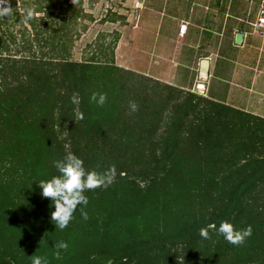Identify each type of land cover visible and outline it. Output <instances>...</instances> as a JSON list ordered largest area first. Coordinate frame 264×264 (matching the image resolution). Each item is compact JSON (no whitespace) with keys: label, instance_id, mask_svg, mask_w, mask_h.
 <instances>
[{"label":"trees","instance_id":"obj_1","mask_svg":"<svg viewBox=\"0 0 264 264\" xmlns=\"http://www.w3.org/2000/svg\"><path fill=\"white\" fill-rule=\"evenodd\" d=\"M83 3L9 0L4 6L13 7V14L0 17V225L7 220L20 235L15 259L31 264L29 256L36 254L48 264H198L192 260L203 262L218 250L193 252L183 261L162 251L187 244L203 227L217 233L211 225L227 220L237 229L250 225L248 245H257L241 259L226 253L223 264L252 262L254 250L255 262L264 264V116L198 92L182 97L185 89L118 65V31L104 34L107 41L91 46L83 60H73L74 41L81 36L75 29L85 33L89 27L80 17L95 19ZM27 7L34 12L30 21L24 19ZM108 18L101 22L113 19ZM228 50L235 56L237 47L229 43ZM144 83L155 85L150 98ZM92 92L105 93L106 103L90 102ZM77 93L80 103L74 104ZM128 101L138 105L136 111ZM167 117L172 119L162 127ZM68 152L89 171L115 166L116 176L110 185L85 192L87 220L77 209L71 225L59 230L37 181L58 175L53 161ZM133 174L152 179L141 189L142 199L134 198L139 186L128 180ZM153 193L161 195L160 203L147 199ZM161 204L165 210L156 212ZM10 209L13 217L6 219ZM116 214L135 221V228L149 223V230L156 222L154 229L165 233L108 248L115 232L97 230L104 228L100 220ZM51 231L64 232L68 244L59 258L48 254L56 251ZM0 264L9 263L0 255Z\"/></svg>","mask_w":264,"mask_h":264},{"label":"rangeland","instance_id":"obj_2","mask_svg":"<svg viewBox=\"0 0 264 264\" xmlns=\"http://www.w3.org/2000/svg\"><path fill=\"white\" fill-rule=\"evenodd\" d=\"M253 1L254 0H84L82 7L86 9L87 13L90 15L92 14L95 19L94 21L89 18L82 20V16L80 17V23H87L85 25L89 27L85 33L82 27H76L75 30L79 31L81 36L74 41L72 59L75 61L83 60L86 57L87 50H90L91 46L96 49L100 43L107 41V39L103 38L104 34L118 31L121 33V37L115 49L116 63L122 67L141 73V66L150 65V62H142L141 50H145L146 48L149 49L151 52L149 58L151 60L154 59L153 55H157L158 58L154 59L156 61H161L162 57L159 56L163 55L171 58L170 46L173 45L175 47V45H177V43H173L172 40L175 39L178 34L183 35L182 29L177 31V28L188 22L190 23L187 29L188 33H190L188 39L190 37L192 40L196 31V34L200 35V33H202L207 36L206 39L200 38V42L205 43V45L201 47H205V49L203 48L197 51L200 56L203 54L207 55V57L211 58L213 63V75L207 82V85L211 87V89L207 88V97L210 96V98H212L213 96L215 98L212 99L216 101L244 110L247 109L245 111L264 116V40L251 35L248 39H250L249 41L252 43L245 46L246 44L243 42L240 46H237L236 58H233L232 61H228L224 58V52L227 50H224V48L231 38L236 37V33L243 30V33L251 32V27L245 24L243 19H247V12L254 9ZM106 15L113 19L111 21L101 22V19ZM209 15L214 16L213 28L210 31L203 29V26L199 23L201 21L203 24V19ZM121 16H124L125 20H123ZM252 19H254V16ZM108 40L110 41L112 38L110 37ZM184 43H186V41ZM183 45L186 51L196 53V48L191 47L190 44ZM242 47H245L244 52H240ZM256 59V65L248 64L252 63L249 61H254ZM185 60H187V57ZM165 61L167 60H162L160 63L166 67L165 74H167L168 65H165ZM249 72L253 74L252 79H250ZM189 75V73H186L187 77ZM197 80L198 73L196 72L190 84L193 85ZM126 85L130 89L132 83L127 81ZM154 86L153 84L144 83V88L141 89L147 92L145 93L146 97H148L149 90L153 89ZM185 90L182 97H185L188 93L197 91L194 85L191 89ZM148 98H150V96ZM123 103L125 104L127 102L124 101ZM127 107L129 109V106ZM171 119L172 118L169 117L163 119L162 123L164 124L162 127L166 126V123L170 122ZM160 133H162V131ZM156 136L158 138L163 137L162 134ZM128 180L139 186L134 195V198L141 196L139 199L143 198V190L141 189L147 188L152 181L151 178L136 176L135 174L128 177ZM160 197L161 195L153 193L151 198L147 199L151 201L155 200L157 203H160ZM217 205L219 206L220 202L217 203ZM161 208L165 210V205L161 204L159 209L158 207L155 208V211L158 212ZM52 210L53 209H51V211ZM11 211V209L8 210L6 219L13 217ZM51 211L49 213L50 218ZM109 215L113 216L114 214L112 213ZM110 216L100 220L104 223V228L97 230L101 232V235H105L109 230L115 232L116 239L111 238L108 248L114 247L120 249L125 246L126 242H134L139 239H152L159 234L165 233L164 230L156 231L154 229V225L157 224L156 222H152L148 230L147 227L149 223L146 227L143 225L135 228V221H129L128 219L123 220L120 218L119 214H116L114 218ZM149 216L150 215H146V218ZM157 217L158 215L152 217V219ZM3 218H5V216L0 213V219ZM203 219L207 221V211H204ZM4 227H6L5 231H3ZM14 232L13 225L7 220L0 225V255L7 259L9 264H25L17 261L13 256L18 252L13 246L15 238H20V235ZM51 232H53L52 235H50L53 243L56 244L64 239L65 235H62L64 232H61L62 234L59 231ZM222 239L224 238L217 233H209V238L207 239L198 235L185 245H173L165 248L162 252L171 254L173 257H176L175 259L183 261L190 256V253L195 252L197 254V252L202 250L204 252L205 250L213 251V249L210 248L212 247L218 250V254L215 257L205 258L203 262L201 261L202 259H193L192 261L194 263L198 262V264H214L213 259H217L216 264H223L226 253L232 252L234 254V259H241L246 252L257 245H248L251 243L250 236L240 245L231 244L228 246L225 243L221 245ZM253 240H257L258 242L262 241V239L257 238ZM45 241L46 239H42V242ZM217 242L221 245L218 248ZM258 251H253V256L251 258L252 262L244 264H257L255 261ZM54 252L55 250L48 251L52 259L56 258ZM254 257L255 259H253ZM244 261L248 260L245 259ZM60 263V260L56 262V264Z\"/></svg>","mask_w":264,"mask_h":264},{"label":"clouds","instance_id":"obj_3","mask_svg":"<svg viewBox=\"0 0 264 264\" xmlns=\"http://www.w3.org/2000/svg\"><path fill=\"white\" fill-rule=\"evenodd\" d=\"M9 0H0V17L13 14V7L4 6ZM33 9L27 7L24 9V19L30 21L33 19ZM71 100L74 104L80 103L79 94H73ZM90 102L103 106L107 101V95L102 92H92L89 97ZM132 111H136L138 105L134 101L129 102ZM78 118L83 119V113L78 114ZM53 164L57 169L58 175L52 176L50 179H41L38 186L41 189L40 195L43 198L50 199L51 221L55 224L56 229L63 230L74 219V213L79 209L80 215L84 220L88 219V213L84 210L89 200L85 195L86 191L94 190L101 186H108L113 183L116 176L115 166L104 172L95 170L89 171L84 166V161L68 152L62 159L54 160ZM215 228L217 234L221 235L227 242L233 245L244 243L245 239L252 234L251 226L244 229H237L231 222L227 220L220 221L219 225H211ZM199 235L207 239L209 231L207 227L199 230ZM68 244L66 241H59L55 244L56 251L54 255L59 258L61 250H66ZM31 264H48V260L44 256H29Z\"/></svg>","mask_w":264,"mask_h":264},{"label":"crops","instance_id":"obj_4","mask_svg":"<svg viewBox=\"0 0 264 264\" xmlns=\"http://www.w3.org/2000/svg\"><path fill=\"white\" fill-rule=\"evenodd\" d=\"M258 1L259 0H254V9L257 11L258 9ZM252 9L250 11L247 12V16L246 18L248 17H253L255 16V13L256 11ZM255 12H254V11ZM177 18V17H175ZM203 24L202 22L200 21L199 23H201V25L203 26V29L205 30H212L213 28V22H214V16L213 15H209L207 17H205L203 19ZM245 20V19H243ZM243 23V22H242ZM190 25V23H186L185 25L183 26H180L179 28H177V31L179 29H182V34L183 35H177L175 39L172 40L173 43H177V45H175V47L173 45L170 46L171 48V58L169 57H166V56H159V57H162L161 58V61L162 60H167L165 61V65L167 64L168 65V71H167V74H165V69L166 67L163 66L160 62V60L156 61L154 60L155 58H158L157 55H153V58L154 59H150V51L149 49H145V50H141V53H142V62H150V65H146V66H141V73L145 74V75H148L150 77H153V78H156V79H159L163 82H166V83H169V84H173L179 88H182V89H186V90H189L194 86H196L198 83H199V75H200V68H201V61L202 59L204 58H209L207 57V55L203 54V55H198L197 51H199L200 49H205V47H201L202 45L204 46L205 43L204 42H200V38L202 39H206L207 36L205 34H202L200 33L199 34H196V32L194 33V38L191 40L190 37L188 39V35L190 36V33H188V26ZM244 25V24H243ZM238 32V31H236ZM240 32H244L243 31H240ZM239 33V32H238ZM237 35V33H236ZM251 35H254L256 36L257 38H261L262 40H264L263 37H260L259 35L257 34H252V33H244V38H243V42H245V46L249 45L250 43H252L251 41H249L250 39L249 36ZM181 41H179V40ZM186 41V43H184ZM183 42V43H182ZM242 42V43H243ZM229 43H231L232 45L234 46H240L236 43V37L235 38H231L229 40V42L226 44L225 49L228 50V47H229ZM183 44H190L191 47L193 48H196V53L192 52V51H186V49L184 48V45ZM159 47V46H158ZM198 48V50H197ZM244 48L245 47H242V49H240V52H244ZM152 50V49H151ZM225 51V59L228 60V61H232L233 58H236V56H232L230 54H228V51ZM187 57V60H185V58ZM238 58V56H237ZM210 61H211V58H210ZM249 62H252V63H248L249 65H252V64H255L257 63V59L254 60V61H249ZM160 63V64H159ZM166 65V66H167ZM212 67H213V63L212 61L210 62V78L212 77L213 73H212ZM164 72V73H163ZM198 73V80L195 81V83H193V85H191L190 81H192V79L194 78V75L195 73ZM186 73L190 74L188 77L186 76ZM250 73V72H249ZM160 75V76H159ZM250 79L253 78V74L250 73ZM211 89V87H209L206 83V93L205 95H207V90L208 89ZM196 92V91H195ZM209 94V92H208ZM212 98H215L212 96ZM247 110V109H245Z\"/></svg>","mask_w":264,"mask_h":264},{"label":"water","instance_id":"obj_5","mask_svg":"<svg viewBox=\"0 0 264 264\" xmlns=\"http://www.w3.org/2000/svg\"><path fill=\"white\" fill-rule=\"evenodd\" d=\"M244 38V33L239 32L236 35V43L238 45L242 44ZM210 58H204L201 61L200 75H199V83L196 85V89L199 94L206 93V83L210 78Z\"/></svg>","mask_w":264,"mask_h":264},{"label":"built area","instance_id":"obj_6","mask_svg":"<svg viewBox=\"0 0 264 264\" xmlns=\"http://www.w3.org/2000/svg\"><path fill=\"white\" fill-rule=\"evenodd\" d=\"M245 24L251 27L252 34H257L264 38V0L258 1V9L255 13L254 19L248 17L243 20Z\"/></svg>","mask_w":264,"mask_h":264}]
</instances>
